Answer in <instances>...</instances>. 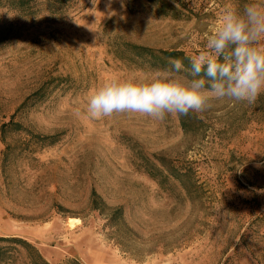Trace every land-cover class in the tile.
I'll use <instances>...</instances> for the list:
<instances>
[{
	"label": "rangeland",
	"instance_id": "obj_1",
	"mask_svg": "<svg viewBox=\"0 0 264 264\" xmlns=\"http://www.w3.org/2000/svg\"><path fill=\"white\" fill-rule=\"evenodd\" d=\"M48 1L0 6V237L50 264H264V95L214 103L190 132L178 117L84 112L105 80L154 73L123 44L190 56L225 7L264 0ZM157 157L195 170L193 200L148 177Z\"/></svg>",
	"mask_w": 264,
	"mask_h": 264
},
{
	"label": "clouds",
	"instance_id": "obj_2",
	"mask_svg": "<svg viewBox=\"0 0 264 264\" xmlns=\"http://www.w3.org/2000/svg\"><path fill=\"white\" fill-rule=\"evenodd\" d=\"M186 59L187 65L169 58L146 79L105 80L86 95L85 114L97 121L123 114L163 121L222 101L254 104L264 95V3L225 7L204 45Z\"/></svg>",
	"mask_w": 264,
	"mask_h": 264
},
{
	"label": "trees",
	"instance_id": "obj_3",
	"mask_svg": "<svg viewBox=\"0 0 264 264\" xmlns=\"http://www.w3.org/2000/svg\"><path fill=\"white\" fill-rule=\"evenodd\" d=\"M50 1V2H49ZM50 10L60 9L68 5L71 0H49ZM31 0H0L1 7H9L10 9L27 10L30 7ZM162 10L166 9L163 5ZM171 11V10H169ZM178 12H172L177 14ZM3 36L0 33V41ZM123 50L120 57L129 55L132 62H136L138 66H146L150 69H161L168 66L169 58H179L183 60L185 65L188 64L187 55L183 51L178 50H153L146 47L136 46L133 44H123ZM122 49V48H121ZM179 126L184 132L193 131L195 122L192 114L188 116H180ZM18 125V124H17ZM144 170L148 177L155 181L160 187H167L171 192L183 194L189 200H193V196L197 193L198 185L195 176V170L190 167L174 164L172 161L160 157L156 158L157 164L142 160ZM91 208L99 210V202L96 194L92 193ZM121 208H117L109 216L110 221H116L121 217ZM0 264H50L39 251L28 241L16 237H0ZM61 264H81L76 259H69Z\"/></svg>",
	"mask_w": 264,
	"mask_h": 264
}]
</instances>
